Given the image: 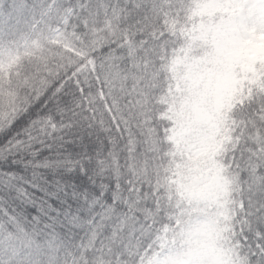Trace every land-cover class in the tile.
Listing matches in <instances>:
<instances>
[{"label": "snow or ice", "instance_id": "6c2138e0", "mask_svg": "<svg viewBox=\"0 0 264 264\" xmlns=\"http://www.w3.org/2000/svg\"><path fill=\"white\" fill-rule=\"evenodd\" d=\"M259 34L264 0H0V264H264Z\"/></svg>", "mask_w": 264, "mask_h": 264}, {"label": "trees", "instance_id": "16d2710c", "mask_svg": "<svg viewBox=\"0 0 264 264\" xmlns=\"http://www.w3.org/2000/svg\"><path fill=\"white\" fill-rule=\"evenodd\" d=\"M240 55L243 57L264 56V34L257 35Z\"/></svg>", "mask_w": 264, "mask_h": 264}]
</instances>
